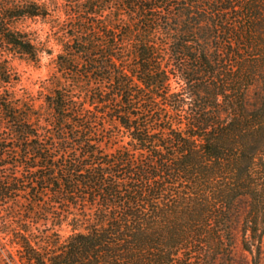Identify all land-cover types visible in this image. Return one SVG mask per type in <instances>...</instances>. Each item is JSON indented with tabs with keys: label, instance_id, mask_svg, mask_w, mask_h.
<instances>
[{
	"label": "trees",
	"instance_id": "1",
	"mask_svg": "<svg viewBox=\"0 0 264 264\" xmlns=\"http://www.w3.org/2000/svg\"><path fill=\"white\" fill-rule=\"evenodd\" d=\"M0 264H264V0H0Z\"/></svg>",
	"mask_w": 264,
	"mask_h": 264
},
{
	"label": "rangeland",
	"instance_id": "2",
	"mask_svg": "<svg viewBox=\"0 0 264 264\" xmlns=\"http://www.w3.org/2000/svg\"><path fill=\"white\" fill-rule=\"evenodd\" d=\"M23 29L38 33L48 26L41 20H26L20 25ZM16 71L19 73L21 82L18 85V94H22L21 89H25L28 93L38 96L40 87L44 80L48 79L54 71L55 61L52 56L44 55L40 65L25 58H17L13 61ZM40 104V101H37Z\"/></svg>",
	"mask_w": 264,
	"mask_h": 264
}]
</instances>
